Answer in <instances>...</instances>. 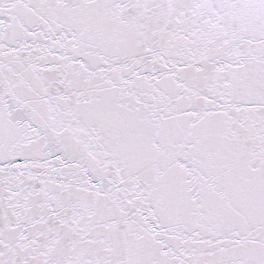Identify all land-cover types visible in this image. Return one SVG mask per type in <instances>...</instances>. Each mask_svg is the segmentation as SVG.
Segmentation results:
<instances>
[{"label":"snow or ice","instance_id":"snow-or-ice-1","mask_svg":"<svg viewBox=\"0 0 264 264\" xmlns=\"http://www.w3.org/2000/svg\"><path fill=\"white\" fill-rule=\"evenodd\" d=\"M0 264H264V0H0Z\"/></svg>","mask_w":264,"mask_h":264}]
</instances>
